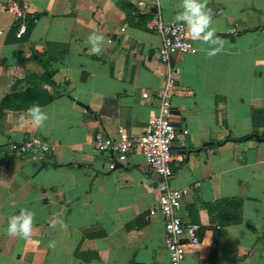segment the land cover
<instances>
[{"label":"crops","instance_id":"1","mask_svg":"<svg viewBox=\"0 0 264 264\" xmlns=\"http://www.w3.org/2000/svg\"><path fill=\"white\" fill-rule=\"evenodd\" d=\"M10 1L26 30L0 11V103L13 97L0 108V264H168L139 152L108 170L92 144L158 113V19L195 48L169 61V187L200 227L180 264H264V0ZM34 89L49 101L18 96ZM33 137L51 149L38 162L9 152Z\"/></svg>","mask_w":264,"mask_h":264},{"label":"built area","instance_id":"2","mask_svg":"<svg viewBox=\"0 0 264 264\" xmlns=\"http://www.w3.org/2000/svg\"><path fill=\"white\" fill-rule=\"evenodd\" d=\"M0 11L13 15L19 23L17 34L19 37L26 30L24 8L15 1H10ZM35 23V20H33ZM153 29L160 38L158 59L167 67V78L164 87L159 91L158 113L146 121V126L141 134L132 136L125 129L119 128L115 137H108L95 133L92 138L94 149L99 153H106L110 157L108 170H114L117 165H122L132 149H136L145 165L154 178L156 198L154 204L148 209V216L158 215L162 219V246L165 249L168 264H180L186 247L198 245L200 227L196 224L184 223L178 212L184 191L169 187L171 177V162L173 160L170 149L176 139V130L169 121V104L167 101L168 90L174 82L175 72L169 66L171 57L195 52V48L188 41L185 27L180 22H163L156 20ZM146 99V93L141 94ZM181 130V134H185ZM10 153L26 156L38 162L40 158L50 153V146L39 138H28L19 143L8 145Z\"/></svg>","mask_w":264,"mask_h":264},{"label":"trees","instance_id":"3","mask_svg":"<svg viewBox=\"0 0 264 264\" xmlns=\"http://www.w3.org/2000/svg\"><path fill=\"white\" fill-rule=\"evenodd\" d=\"M27 95H31L32 97H34L35 99V101H34V104H33V106H37V105H39V104H45V103H47L48 101H49V98L47 97V96H45L44 94H43V92L42 91H37V89H34L33 91H29V93H27V94H20V95H18V96H20V97H25V96H27ZM13 99V97H11V96H6L2 101H1V103H0V108H3L5 105H6V102H9V101H11ZM39 100V101H41V102H37V100Z\"/></svg>","mask_w":264,"mask_h":264},{"label":"water","instance_id":"4","mask_svg":"<svg viewBox=\"0 0 264 264\" xmlns=\"http://www.w3.org/2000/svg\"><path fill=\"white\" fill-rule=\"evenodd\" d=\"M221 37L228 38L230 41L232 40V34L229 33H223L220 34Z\"/></svg>","mask_w":264,"mask_h":264}]
</instances>
